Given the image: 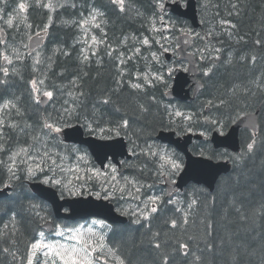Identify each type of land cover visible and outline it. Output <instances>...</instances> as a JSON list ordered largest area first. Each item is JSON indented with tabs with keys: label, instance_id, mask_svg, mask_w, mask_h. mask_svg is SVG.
Masks as SVG:
<instances>
[{
	"label": "trees",
	"instance_id": "trees-1",
	"mask_svg": "<svg viewBox=\"0 0 264 264\" xmlns=\"http://www.w3.org/2000/svg\"><path fill=\"white\" fill-rule=\"evenodd\" d=\"M21 2L27 5L26 12L13 9L18 0L0 2V9H3L0 29H5V41L15 44L11 49L6 48L9 52L15 49L22 56L8 66L10 75L7 78L0 73V79L7 80L0 84V104L12 100L17 106L10 112L0 113L6 123L16 125L3 129L0 143L5 145L6 151L0 152V160L6 162L11 151L32 143L34 136H43L41 124L46 120L57 122L60 127L79 124L87 134L103 138L122 135L133 156L123 162L124 171L117 176L118 183L107 187L109 194H114L110 201L116 210L128 213L125 214L128 217L126 223L112 225L106 234L109 247L116 250L119 259L125 264H165V258L167 264H264V0H197L201 23L197 30H193L187 20L161 11L157 0H124L123 11L114 0ZM48 3L53 5L52 9L43 7ZM94 10L102 13L96 21L101 27L88 26V41L94 35L97 41L103 42L93 45L98 55H90L84 61L81 49L86 47L85 37L78 24ZM10 16L15 17L11 28L5 23ZM160 16L176 28L194 32L190 50L197 58L202 89L191 102L171 101L164 97L172 77L168 76L167 68L185 63L177 61L175 54L168 62L162 60L158 44L141 47L140 41L145 36L159 38L150 31V21L157 20V27H160ZM45 22L48 23L46 31ZM41 31L45 33L44 42L29 56L26 40ZM178 33H165L174 37L166 42L173 53ZM136 48H140L139 55L135 54ZM65 52L68 55H64ZM152 52L159 56V63L152 60ZM37 53L39 64L33 59ZM201 55L206 61H200ZM0 66L6 65L0 61ZM161 69L167 87L160 83L145 84L142 89L131 87L132 83H143L137 79L138 75ZM207 69L211 71L205 76ZM33 79H43L41 90L53 92V98L46 100L44 106L35 102L30 86ZM104 100L108 103H103ZM206 107H209L208 111ZM66 108L74 111L68 114ZM180 109L186 115H192V121L175 117V111ZM255 111L258 113L257 134L254 136L246 128L239 130L238 153L214 149L209 144V131L219 128L225 131L239 116ZM205 117L217 123H209ZM89 125L97 130H91ZM98 126L112 131L100 133ZM161 129L174 130L177 134L203 133L204 139L193 141L189 149L194 155L228 159L231 168L216 180L212 192L193 184L178 192L186 203L184 211L162 195L158 211L150 214L146 221L136 222L137 215L131 214V208L138 207L140 200L129 198L127 192L121 198L119 187L124 184L123 177H128L144 185L140 199L152 191L161 193L159 160L144 155L148 145L154 150L156 145H162L155 139ZM253 139V149L248 151L247 145ZM46 140L54 151L67 157L62 162L57 161L65 169H75L79 165V169L73 171L56 169L57 178H62L64 184L70 177L75 183L68 187L51 184L61 196L98 190L105 196L104 190L100 189L105 183L99 185L96 176L88 174L83 169V162L77 160V156L84 153L88 163L96 168L84 147L64 143L55 133ZM73 148L78 151L73 152ZM35 179L43 180V174L28 178L23 171H18L14 177L0 164V186L9 184L12 187L9 196L0 199V264H26L28 248L37 238L40 224L52 217L50 206L28 189L26 180ZM182 245H187V255Z\"/></svg>",
	"mask_w": 264,
	"mask_h": 264
},
{
	"label": "snow or ice",
	"instance_id": "snow-or-ice-1",
	"mask_svg": "<svg viewBox=\"0 0 264 264\" xmlns=\"http://www.w3.org/2000/svg\"><path fill=\"white\" fill-rule=\"evenodd\" d=\"M0 2H3V0H0ZM114 2H118L120 5L121 11L124 10V0H114ZM74 6V5H73ZM43 7L52 9L53 5L51 3L44 4ZM157 7L163 11L165 8V5L163 3V0H157ZM20 12H26L27 11V5L23 2H21L18 5ZM3 9H0V12H2ZM102 15V13L99 12H93V14L90 15L89 18H84L81 21H79L78 26L83 30L84 32V43L86 45L85 48L81 49L83 60L87 61L89 59L90 55H96V51L93 48V45H97L99 43H102L103 41H97L96 37L93 35L91 36V43L88 42V31L89 28L86 26H90L91 28H97L99 29L101 27L100 23H97V17ZM15 17H9L5 23L9 28L13 27ZM26 20L27 18L24 17ZM158 22L161 25L160 27H157V20L150 21V31L152 33H155L158 35L159 38L156 36L149 37L145 36L141 41V47L147 46L151 47L152 44H158L160 50L163 52H167L169 48L166 46V42L170 39L174 38L173 35H165V33H174V31H178L181 33V35L188 36L189 33L184 32L182 28H176L175 25L170 24L168 21L165 20L163 16H160L158 18ZM28 27H31V25H28ZM47 25H45L44 31L47 30ZM39 35V34H37ZM31 39V37H29ZM189 41L187 39L184 40V43H188ZM5 42L0 41V44H3ZM89 49H92L91 52H89ZM215 51L219 52V49H216ZM111 55V52L108 53ZM135 54H140V48L135 49ZM64 55H68V53H64ZM29 56H32V53H29ZM151 58L153 61H156L157 63L160 62L159 56L156 52L151 53ZM204 58L203 56L201 57ZM218 59V57H216ZM22 59L21 53L17 50L13 49L11 52L8 51L7 48L4 50H0V61L3 62L6 66H0V73L3 74V77L7 78L10 75L9 67L10 65L14 64L15 60ZM35 64H39L40 57L39 53L36 54V56L33 58ZM131 59V57H129ZM255 60V57L252 58ZM121 63H124V60L120 61ZM177 69L173 67L167 68V74L170 77L173 72H175ZM15 71V69H13ZM211 69H207L204 71V75L207 76ZM123 75V73H121ZM138 80H142L143 83H132L131 87L134 89H142L145 84L149 86H153L156 83L163 84L165 87H167V82L164 78L163 70H157L155 72L149 71L147 73H144L142 76H137ZM7 83L6 79H0V84ZM44 85L43 79H33L30 81V86L32 89V93L35 99L36 103H40V97L44 96L48 99L53 98V92L52 91H41V86ZM71 96L72 93H69ZM103 103H108V100H104ZM209 105H211V102H209ZM17 106L12 100H6L3 104H0V112L7 113L10 112L12 109H15ZM71 111H74V109H65V112L70 114ZM175 117L177 118H183L185 121H192L193 116L192 115H186L185 113L177 110L174 113ZM205 120L209 123H217L215 120H209L208 117H205ZM127 125V121L124 122V126ZM5 127L9 128H15L16 125L12 123H6V121L3 118H0V138L3 137V129ZM89 128L91 129V125H89ZM41 130L44 132L43 136H34L32 137V143H25L22 146H19L15 150L11 151L8 155V160L5 162L3 160H0V164H3L9 173H11L12 176H16V173L18 171H23L28 178L35 177L38 173L43 174V180L42 183L44 184H53V185H62L64 187H68V184L71 183V181H68L67 184L63 183L62 178H57L56 176V169H59L61 172L65 171H73L78 170L79 165L76 166L75 169L68 168L65 169L62 165V163H58L57 161L60 160L61 162L63 160H66V156H61V154L58 151H54L52 147L49 146L47 143L46 138L52 134V133H59L61 131V127L58 125L57 122H48L47 120L44 121L41 124ZM46 130V131H44ZM93 131H96L97 129H91ZM98 131L100 133L104 132H111V129H104L99 128ZM118 134V133H117ZM203 135V133H201ZM255 144V139L252 140L251 143L247 145L248 151H252L253 146ZM6 151L5 145L3 143H0V152ZM73 152L78 151L77 149L73 148ZM144 155L149 157H154L158 159L161 163L159 164L160 169H171L172 171H179L181 168V164L177 162L176 159H174L171 155L167 154L163 150L157 151L153 149L152 145H148L147 149L144 152ZM78 161L87 162L86 156L84 155H78L77 156ZM111 169V180L117 181V176L119 173L117 172V169L111 165H109ZM51 172L52 175H48V173ZM93 174L96 176H100L101 173L99 170H93ZM162 175L166 174L164 172H161ZM103 175L107 176L108 173H104ZM19 178V177H16ZM124 184L119 187V191L121 192V198H124L123 194L127 192L129 198H133L136 200H140V195L144 185H141L138 180L136 179H130L128 177H123ZM118 183V181H117ZM147 187H151V185H147ZM105 192V198H113L114 194H109L108 189H104ZM133 193H136L137 195H133ZM100 194L97 193V197L99 198ZM162 202V197L159 195L154 196H148L146 200L142 201L144 204V209L141 210L139 215H141L145 220L149 218V215L152 213H156L158 211V205ZM171 202V201H169ZM195 203V201H193ZM122 214H128L126 211ZM132 215H137V213H131ZM136 222H139L138 220ZM173 226H175V221L172 222ZM93 225H99L100 228H105L107 225L103 220H94L92 221V224L85 227L83 225L78 227H69L67 225H56L55 231H50V236L60 237L61 240L57 241L54 239H49L46 237L44 231H40L37 234V238L34 239L33 242L30 243V246L27 251V255L25 257L26 264H108V258L103 256V250L105 248L104 244V236L101 233H98L96 231V228L93 227ZM5 228H7V225H5ZM157 248L160 247L159 244L155 245ZM183 249H185V255H187V245L181 246ZM5 252L8 251L7 248L4 249ZM112 250L109 249V252ZM114 256V253H113ZM40 257H43L44 259L41 260ZM118 259V264H123L122 260ZM199 259V257H197ZM165 264H167V258H165Z\"/></svg>",
	"mask_w": 264,
	"mask_h": 264
},
{
	"label": "water",
	"instance_id": "water-1",
	"mask_svg": "<svg viewBox=\"0 0 264 264\" xmlns=\"http://www.w3.org/2000/svg\"><path fill=\"white\" fill-rule=\"evenodd\" d=\"M164 10H168L173 14L189 19V22L195 29L199 26L195 0H186L185 7H182L179 1H165ZM37 37L39 38L28 40L31 49H34L41 43L43 37ZM185 39L189 42L184 43ZM177 45L176 52L178 53V59L187 61V68L186 70L178 67L175 68L177 70L173 72L172 85L166 92L165 97L168 99L177 98L181 101L189 102L193 100L201 89V83H199L200 81L197 79L196 59L193 53L188 50L191 45L190 34L188 36L181 34L177 35ZM164 56L166 58L165 60H168L171 54L166 52ZM191 88H193V94H190ZM42 100L45 101L44 98H42ZM44 103L45 102H43V104ZM243 128L251 130L254 135L257 134V112H250L240 116L229 126L225 133L221 134L216 130L211 131L209 137L210 144H212L214 149L223 148L230 150L231 153H238L240 150L239 130ZM57 134L65 143L85 146L95 163H97L101 169H104L109 159L119 167L121 159L131 158V153L128 152L126 141L122 136L102 139L94 135H87L79 124L66 126ZM202 138L203 136L200 133H186L177 136L175 132L171 130L161 129L158 131L156 139L169 146H173L176 150L181 152L184 157V166L177 175L176 181H170L168 178L164 177V182L162 183L167 189V195H170L173 190H183L190 182L197 185H204L211 192L219 176L229 172L231 163L228 159L213 160L201 155H194L189 150V144H191L193 139L200 140ZM27 184L34 194L51 205L52 212L56 219L76 221L96 217L98 219H104L109 223L112 222V224H123L127 221L126 216L114 210V206L109 200L95 198L92 195L60 198L55 188L42 182L27 181ZM10 189V186L0 188V199L6 198ZM64 208L68 210L65 211L63 210ZM52 224L53 222L48 220L41 224V229L50 232L54 228Z\"/></svg>",
	"mask_w": 264,
	"mask_h": 264
},
{
	"label": "rangeland",
	"instance_id": "rangeland-1",
	"mask_svg": "<svg viewBox=\"0 0 264 264\" xmlns=\"http://www.w3.org/2000/svg\"><path fill=\"white\" fill-rule=\"evenodd\" d=\"M20 3H21V0H18V3H16L17 5H15V6L13 7V9H15V10H19L18 5H19ZM92 14H93V13H92ZM90 15H91V13H90L89 15H87L86 18H89ZM86 27H88V26H86ZM43 33H44V32H43ZM5 40H6V39H5ZM5 40H3V42H5V43L0 44V48H2V50H4V49L6 48V46H7V47H10V49H11L14 45L7 43ZM0 41H1V39H0ZM83 42H84V41H83ZM88 42H91V38H89V41H88ZM38 50H39V49H38ZM38 50H36L35 52H37ZM126 50H128V49L126 48ZM169 50H170V49H169ZM35 52H33V53H35ZM163 53H164V52L162 51V55H163ZM201 57H202V55L200 56V61H201V62L206 61L205 58L202 59ZM184 67H185V66H184ZM145 73H147V72H145ZM143 74H144V73H143ZM143 74H142V75H143ZM41 91H42V90H41ZM42 92H43V91H42ZM41 98H42V96L40 97V100H41ZM176 111H177V110H176ZM179 111H181V109H180ZM181 112H182V111H181ZM0 113H1V112H0ZM219 131L224 132V131H222L220 128H219ZM155 150H157V151L163 150V151L166 152L167 154L171 155L174 159L177 160L178 163L181 164V167H182V165H183V158H180V156H179V155H178V154H177L172 148L166 146L165 144H162V145H156V146H155ZM79 155H84V156H86V154H84V153H80ZM86 161H87V159H86ZM81 162H82V161H81ZM160 163H161V162L159 161V164H160ZM83 164L85 165L83 169H85V170L87 171L88 174H89V173H92V174H93V170H99L98 168H97V169H96V168H93V167L88 163V161H87L86 163L83 162ZM109 165L115 167L113 164L109 163L104 171L99 170V172L101 173L100 176H96V175L93 174L94 176H96L95 179L97 180V182H98L99 185H102L103 182L105 183V186L100 188V189H103V190H104V189H107L108 186H110V187L114 186L113 184L116 183V181H112V180H111V169H110ZM115 168H116V167H115ZM116 169H117V168H116ZM180 169H181V168H180ZM159 171L166 173V174H164V175H166V176H168L169 178L173 179V178H175V176L177 175V173H178L180 170L174 172V171H172L171 169H160ZM117 172H118V171H117ZM104 173H108V175L105 176V175H103ZM10 174H11V173H10ZM161 175H162V174H161ZM68 181H71V183H70L69 185H73V184H75V183H73V181H72V177H70V178L68 179ZM68 181H67V183H68ZM97 193L100 194V197L105 198V196L101 194L100 190H98L96 193L91 192V193H89V194H93L95 197H97ZM138 195H139V194H138ZM154 195H159V196H162V195H163L164 197H166V191H165V189H162V190H161V193H158V192L152 191V193H151L150 195H148V196H154ZM148 196H146L145 198H141V199H140V203H139V206H138V207H135V208L132 207V208H131L133 213H134V212L137 213V216H136V219H135V220H142V219H144L141 215H139V213L141 212L142 209H144V204L142 203V201L146 200ZM97 198H98V197H97ZM166 199H167V197H166ZM167 200H168V201H171V203L176 204V207H177L178 209H180V210H182V211L185 210V204H186V203L184 202L183 197H182L181 194H175L174 197H172V198H170V199H167ZM138 202H139V200H138ZM149 216H150V215H149ZM94 220H98V219H94V218H92V219L88 220L87 223H86V222H84V223H80V224H78V225H76V226L74 225V226H72V227H78V226H81V225L87 227V226L91 225V224H92V221H94ZM105 224L108 226L107 223H105ZM69 227H70V226H69ZM93 227L96 228V231H97L98 233L103 234V236L105 237L104 234L106 233V229H107V227H105V228H100L99 225H93ZM54 231H55V230H54ZM46 237H48V236L46 235ZM48 238H49V239H54V240H57V241H60V240H61L60 237H55V236H50V237H48ZM104 244H105V242H104ZM103 256L106 257V258H108V264H118V259H116L117 256H116L115 254H114V256H113V252H112V251L109 252V248L106 247V244H105V248H104V250H103ZM40 259L43 260L44 258H43V257H40Z\"/></svg>",
	"mask_w": 264,
	"mask_h": 264
},
{
	"label": "bare ground",
	"instance_id": "bare-ground-1",
	"mask_svg": "<svg viewBox=\"0 0 264 264\" xmlns=\"http://www.w3.org/2000/svg\"><path fill=\"white\" fill-rule=\"evenodd\" d=\"M165 1H169V2H175V1H179L180 3H181V5H182V7H185V3H186V0H164L163 1V3H164V5H165ZM196 1V13H197V19H198V23H199V26H198V28L200 27V21H199V16H198V6H197V0H195ZM84 2V1H83ZM82 2V3H83ZM91 2V1H90ZM231 2V1H230ZM79 3V2H78ZM77 3V5L79 6V4ZM90 4V3H89ZM83 7V6H82ZM88 7V6H87ZM86 7V8H87ZM92 9H95V8H92ZM35 10V9H34ZM60 10V9H59ZM89 10V9H88ZM52 11V10H51ZM50 11V12H51ZM163 11H165V12H167V13H170L171 15H173V16H176V18L177 17H179V18H183V19H185V20H187L188 22H189V19H187V18H185V17H182V16H178L177 14H173L172 12H170V11H168V10H163ZM42 12V11H41ZM49 12V13H50ZM60 12V11H59ZM59 12H58V15L60 16V14H59ZM101 12V11H100ZM49 13L47 14V15H49ZM36 15V14H35ZM83 15V14H82ZM2 16V15H1ZM6 16V15H5ZM49 16H51V15H49ZM49 16H46V17H49ZM133 16V15H132ZM79 17H81V16H79ZM5 18V17H4ZM40 18V17H39ZM83 18V17H82ZM2 19V18H1ZM0 19V20H1ZM41 19V18H40ZM76 20H77V17L75 18ZM128 19H130V18H128ZM137 19V18H136ZM46 20H47V18H46ZM60 20V19H59ZM5 21V20H4ZM43 21V20H42ZM49 21H50V19H49ZM70 21V20H69ZM73 21H75L74 19H73ZM130 21V20H129ZM48 22V21H47ZM46 23V22H45ZM44 23V24H45ZM52 23V22H51ZM54 23V22H53ZM69 23V22H68ZM114 23V22H113ZM190 23V22H189ZM48 23H46L45 25H47ZM127 24V23H126ZM4 25V24H3ZM52 25V24H51ZM69 25V24H68ZM70 25H74V24H71L70 23ZM109 25V24H108ZM112 24H110V26H111ZM2 26V25H1ZM44 26V25H43ZM190 26H191V28L193 29V30H197L198 28H193L192 27V25H191V23H190ZM7 27V26H6ZM35 27H36V25H35ZM76 27V26H75ZM4 28H5V26H4ZM8 28V27H7ZM28 28H30V27H28ZM37 28V27H36ZM110 28V27H109ZM129 28V27H128ZM120 29V28H119ZM129 29H131V28H129ZM7 30V29H6ZM26 30H28V29H26ZM73 30H75L74 28H73ZM124 30V29H123ZM25 31V30H24ZM126 32V31H125ZM184 32H187V31H184ZM111 33V32H110ZM21 34V33H20ZM23 34H25V33H23ZM37 34H39V35H37ZM108 34V33H107ZM113 34V33H112ZM115 34V33H114ZM181 33H178L177 35H180ZM5 29H0V39H1V41H3V40H5ZM9 35H10V33H9ZM13 35V34H12ZM16 35V34H15ZM116 35V34H115ZM131 35V34H130ZM8 36V35H7ZM37 36H42L43 38H42V41H41V43L38 45V46H36L34 49L32 48H30L29 47V41L28 40H30L29 38H28V40H26L27 42H26V51H27V53L29 54V53H31V52H34L39 46H41L42 44H43V42H44V38H45V33H43V31H41V32H38V33H35V34H33V35H31L30 37H31V39H34V38H39V37H37ZM75 36V35H74ZM117 36H119V35H117ZM17 37V36H16ZM78 37V36H77ZM123 37V36H122ZM177 37V36H176ZM10 38V37H9ZM70 38V36L68 37V39ZM75 38V37H74ZM107 38V37H106ZM111 38V37H110ZM113 38V37H112ZM12 39H13V37H12ZM135 39V38H134ZM11 40V39H10ZM15 40V39H14ZM132 40V39H131ZM15 41H17V40H15ZM57 41V40H56ZM77 41V40H76ZM80 41H82V39L80 40ZM101 41V40H100ZM108 41H109V39H108ZM111 42V41H110ZM19 43V42H18ZM82 43V42H81ZM107 43V42H106ZM77 44V43H76ZM124 44V43H123ZM122 44V45H123ZM130 44V43H129ZM18 45V44H17ZM82 45V44H81ZM108 45V44H107ZM14 46H15V44H14ZM126 46V45H125ZM119 49H120V46H119ZM118 49V50H119ZM121 50V49H120ZM80 51V50H79ZM96 55H98V54H96ZM103 55V57H104V54H102ZM109 55V54H108ZM81 56V55H80ZM79 56V57H80ZM95 56V55H94ZM96 57V56H95ZM127 57V56H126ZM99 58V57H98ZM124 60H125V58H124ZM128 60V59H127ZM3 63V62H2ZM125 79V78H124ZM200 82L199 83H201V89H202V82H201V80L200 79H198ZM125 82H127V81H125ZM233 84V83H232ZM201 89H200V91H201ZM199 91V92H200ZM65 97V96H64ZM184 189L185 188H183V190H173L172 191V193L170 194V195H167L166 197L167 198H172V197H174L175 196V194H177L178 192H182V191H184ZM125 216V215H124ZM127 217V216H126ZM127 221H128V217H127ZM127 221H125V223L127 222ZM116 224H119V223H116ZM184 251H185V249H183Z\"/></svg>",
	"mask_w": 264,
	"mask_h": 264
},
{
	"label": "flooded vegetation",
	"instance_id": "flooded-vegetation-1",
	"mask_svg": "<svg viewBox=\"0 0 264 264\" xmlns=\"http://www.w3.org/2000/svg\"><path fill=\"white\" fill-rule=\"evenodd\" d=\"M198 79H200V78L198 77Z\"/></svg>",
	"mask_w": 264,
	"mask_h": 264
}]
</instances>
